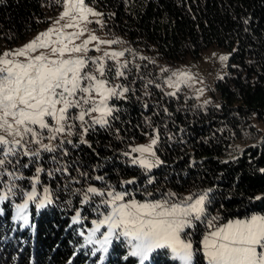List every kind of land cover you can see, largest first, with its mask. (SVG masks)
I'll use <instances>...</instances> for the list:
<instances>
[{"label":"trees","instance_id":"1","mask_svg":"<svg viewBox=\"0 0 264 264\" xmlns=\"http://www.w3.org/2000/svg\"><path fill=\"white\" fill-rule=\"evenodd\" d=\"M84 2L102 14V31L118 41L112 44L114 48L119 46L124 52L120 62L127 61L131 72L129 80H118V84H127L135 91L129 92L126 100L109 101L118 109L113 113L118 118H109L110 128L96 125L84 137L87 144L79 143V135L66 136L76 147L65 143L69 154L57 155L70 165V176L81 181L72 187L86 188L88 183L105 187L101 181L85 180L80 176L83 171L89 177L103 176L117 191L126 188L142 202L166 198L169 192L180 200L207 192L206 215L208 220L218 217L215 224L251 214L264 216V0ZM60 3L0 0V52L44 25ZM210 46L227 52L223 75L208 91L210 101L199 103L182 88L174 95L165 93L163 84L171 71L187 59H198ZM243 132L253 138L260 135L259 141L231 157ZM153 133L159 136L154 151L162 163L146 173L122 153ZM51 155L43 153L46 170L54 167ZM22 171L31 177L35 166ZM67 179L59 172L54 177L47 171L40 174L41 185L54 193V203L39 210L29 204V226L20 227L21 222L13 221L11 202L0 205L4 210L0 215V264H139L120 241H113L102 262L100 253L90 254V246L80 247V228H90L89 221L96 219V214L86 208L82 215L89 219L72 224L80 197L66 193ZM133 179L135 183L121 186L122 181ZM18 183L31 190L29 180ZM41 185L38 193H42ZM145 192L152 195L146 197ZM16 202L21 201L17 198ZM205 224L206 220L196 221L194 228L185 229L196 250L193 264H205L201 248ZM145 264L177 262L162 250L150 254Z\"/></svg>","mask_w":264,"mask_h":264},{"label":"snow or ice","instance_id":"2","mask_svg":"<svg viewBox=\"0 0 264 264\" xmlns=\"http://www.w3.org/2000/svg\"><path fill=\"white\" fill-rule=\"evenodd\" d=\"M63 6L64 10L55 24L60 25L64 20L66 23L38 34L20 49L0 54V205L11 202L14 205L13 221L21 222L20 227L29 226V204H35L39 210L54 203V193L41 185L40 174L47 171L49 177H54L59 172L68 177L64 185L66 193L80 197V208L74 209L72 224H81L89 219L82 215L86 208L96 214V219L90 221L92 227L79 231L83 237L80 247L92 246L90 254L101 253V262L113 241H120L127 246L128 256L137 257L139 264H145L150 254L159 249L169 250L178 264H193L196 250L191 234L185 229L194 228L196 221L207 220L212 230L201 241L206 264H264V217L253 215L246 220L229 221L217 227L215 221L218 217L208 220L206 215L207 192L188 195L182 200L169 192L166 198L142 202L126 188L117 191L103 176L89 177L83 171L80 176L85 180L101 181L105 187L98 188L91 183L86 188L72 187L81 181L70 176V165L57 155L62 152L67 156L69 153L63 146L65 143L73 144L71 139L65 141L63 137L79 135V143L87 144L84 137L89 131H94L96 125L110 128L109 118H118L113 116L118 109L109 101L114 98L126 100L127 94L134 93L135 89L124 83H112L113 75L118 80H129L131 69L128 62H120L123 51H105L98 57L88 56L89 44L95 42L92 50L99 52L100 45L118 41L100 40L90 34L80 44L75 43L88 31L87 24L93 23L88 17L102 14L86 7L84 0H63ZM94 22L102 23L99 19ZM69 28L76 31L66 32ZM40 49L48 50V54L40 52L33 55ZM220 59L227 60V57ZM108 60L114 64L107 63ZM186 79L191 77L180 73L177 83L168 81L169 87L178 91L179 82ZM129 83L134 84L135 81ZM145 95L150 93L145 91ZM158 139L157 134L148 145L133 147L124 155L146 173L150 172L162 163L154 151ZM43 153L53 154L50 160L54 167L45 169ZM132 153L140 155L135 157ZM30 166H35V172L26 177L22 170ZM23 180L30 181L31 190L18 183ZM147 182L151 184L153 179L149 177ZM133 183L134 179L122 181L121 186ZM38 185H41L42 193H38ZM151 195L145 192L146 197ZM17 198L21 202L17 203ZM67 203L71 205L72 200ZM3 214L0 207V215Z\"/></svg>","mask_w":264,"mask_h":264},{"label":"rangeland","instance_id":"3","mask_svg":"<svg viewBox=\"0 0 264 264\" xmlns=\"http://www.w3.org/2000/svg\"><path fill=\"white\" fill-rule=\"evenodd\" d=\"M85 5H86V7L91 8L92 10H94L95 12H98L90 4H86L85 3ZM59 6H60V8L57 7L56 9H53V11L51 12V15L47 16V21H46V23L44 25L40 26L35 32L30 34L27 38H25L23 41L17 43L16 45H14V46H12L10 48H2L0 54H3L6 51L11 52L13 50L20 49L24 45H26L27 43L32 41L38 34L45 32L46 30H48L51 27H59L60 25H63L64 23H66L67 21L64 20V21H60V25H56L55 24V22L59 19L61 13L64 10L63 0H61V3L59 4ZM88 19L93 21V23L87 24L88 31L85 33L84 36H81L78 40L75 41L76 44H80L90 34L96 35L100 40L112 41L102 31V23L101 24H97V23L94 22L97 19H99L102 22L101 15L99 17L89 16ZM65 31L68 32V33H71L73 31H76V29L69 28V29H66ZM88 47L90 49V51L88 52V56H90V57L101 56L103 54V52H105V51H108V52H112V51L120 52L119 49L121 48L119 46L114 48L112 46V44L111 45L102 44V45H100V51L97 52V51L92 50V49L95 48V42H93L92 44H89ZM40 52H44L45 54H48V50L40 49L37 53H33V55L40 54ZM73 55H79V54H75L74 53ZM222 56H226L227 57V52L224 49L216 47V46H210V47L206 48L202 52L201 56L198 59H196V60H192V59L185 60L183 63L179 64L178 66H176L171 71L169 77L164 81L163 91L165 93H174L177 89L175 87H169L168 81H171L173 83H177L178 82L177 81V75L180 74V73H184V74H187V76H190L191 79H186L183 82H179V88L184 89L185 92H187L189 95L194 97V99L196 101H198L199 103H203L204 104V103L209 102L210 99L208 97V91L210 90V88L213 87V83L218 78H220L223 75V72H224L225 60L222 61L220 59V57H222ZM20 59H23V58H20ZM120 61H121V58H120ZM107 63L114 64V62L111 61V60H108ZM112 83L113 84H118V79H116L114 77V79L112 80ZM93 115H95V113ZM154 136L155 135L153 133L152 135L146 136L145 139L142 140V141L132 143L129 146V151L128 152H130L131 148H133V147L142 146V145H148L150 143L151 139ZM259 137H260V135H256L253 138V136L250 137V134H247L246 132H243L241 134L240 138L234 143V148H233L234 153H233V155H231V157H234L237 153L241 152L243 149L255 145L259 141ZM65 138H66V141L69 140L66 136L63 137V139H65ZM9 139H11V138H9ZM122 154L124 155V153H122ZM139 155H140L139 153H132V156H135V157H138ZM126 157L131 161L130 157H128V156H126ZM149 159H151V158L149 157ZM253 215L264 217L263 215H260V214H251V215H249V216H247L245 218L227 220L224 223L216 224V226L220 227V226L226 225L229 221L246 220V219L250 218ZM89 223L91 225L90 221H89ZM205 225H206L207 228H206V231L201 234V237H202L201 241L204 238V236L208 232H210L212 230V229H210L208 227L207 220H206V224ZM91 227H92V225H91ZM82 228L83 227L81 226L80 229H82ZM104 230L105 229H102V231H104ZM201 248H202V244H201ZM91 249H92V246H90V252H91ZM162 250L163 251L165 250L168 254H170V257L172 258L171 252L169 250H167V249H159L157 251H162ZM202 252H203V249H202ZM127 253H128V248H127ZM103 255H105V254H103ZM134 258L139 260L137 257H134ZM204 260H205V264H206L205 257H204ZM177 264H178V262H177Z\"/></svg>","mask_w":264,"mask_h":264},{"label":"water","instance_id":"4","mask_svg":"<svg viewBox=\"0 0 264 264\" xmlns=\"http://www.w3.org/2000/svg\"><path fill=\"white\" fill-rule=\"evenodd\" d=\"M228 160V159H227Z\"/></svg>","mask_w":264,"mask_h":264}]
</instances>
